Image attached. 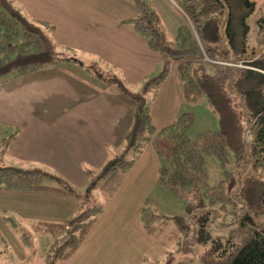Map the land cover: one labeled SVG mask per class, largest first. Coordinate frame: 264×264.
<instances>
[{"label":"trees","instance_id":"16d2710c","mask_svg":"<svg viewBox=\"0 0 264 264\" xmlns=\"http://www.w3.org/2000/svg\"><path fill=\"white\" fill-rule=\"evenodd\" d=\"M128 1L136 16L124 20L123 25H130L159 54L163 68L145 79L139 92L130 91L116 74L98 70L112 95L133 110L123 147L101 168L88 172L85 195L53 172L12 165H0V190L55 192L78 200L71 221L43 226L54 239L45 264L64 262L79 249L103 211L95 204L93 192L100 190L111 199L150 145L158 159L157 185L186 204L187 217L168 218L176 228L171 239L180 242L189 236L191 225L195 226L194 243L186 245L189 248L182 247L183 240L178 244V251L190 256L177 264L194 262L191 247L196 244L207 247L199 264H264V36L260 35L259 45L250 44L248 19L255 11V2L174 0L185 23L170 39L148 0ZM76 55L55 41L53 26L29 16L15 0H0V82L64 62L86 65ZM172 70L181 87L180 99L205 97L218 114V131H204L191 140L188 131L195 115L188 112L165 127L154 125L146 96L150 92L154 95ZM13 138L0 143V155ZM207 155L216 157L223 169V179L215 186L209 183L204 168ZM231 164L233 170H229ZM230 209L238 215L239 235L214 236L209 229L212 211L219 214ZM164 218L144 203L140 224L146 234L160 241L162 225L156 223ZM24 242L31 245L28 235H24ZM172 259L169 256L165 264H173Z\"/></svg>","mask_w":264,"mask_h":264},{"label":"crops","instance_id":"0c3cea01","mask_svg":"<svg viewBox=\"0 0 264 264\" xmlns=\"http://www.w3.org/2000/svg\"><path fill=\"white\" fill-rule=\"evenodd\" d=\"M15 1L29 16L54 27V39L59 46L67 47L75 54L81 50L87 54L85 56H98L99 63L96 66L87 59L85 64H91L88 68L79 62H64L0 82V143L14 136L4 153L6 163L11 162L9 165L24 169L42 168L53 172L83 195L88 190V172L101 168L119 152L133 122L132 108L112 95L102 77L98 76V70L116 74L129 89H139L145 79L160 73L162 60L130 25H123L124 20L136 16V10L128 0ZM159 1L169 14L165 9L164 20L175 22L176 19L177 29L174 32L177 33L185 23L183 12L174 0ZM149 3L160 16L161 27L167 34L161 12ZM175 78V100L173 96L172 100L178 104L183 100L180 99L181 87L176 74ZM196 99L200 100L198 96H192L186 102ZM180 114L174 113L172 120ZM151 115L158 128L152 111ZM141 159L122 178L107 205L110 207L115 197L130 198L131 205L135 209L136 204L139 210V221L144 205L138 207L143 190L140 184L147 178L142 173L134 175L133 171L139 167L136 165H140ZM147 165L149 167V162L144 164L143 169H147ZM156 189L157 178L152 192L149 190L142 194L145 198L143 203ZM0 194L5 195L7 200H15L9 208L10 213L22 217L25 223H33L32 228L37 232L46 233L44 224L71 221L78 208L75 197L55 192L0 190ZM103 213L105 209L100 217ZM7 219L14 226L18 225L13 218ZM100 220L97 219L92 229ZM24 235L27 234L22 235L23 243Z\"/></svg>","mask_w":264,"mask_h":264},{"label":"rangeland","instance_id":"374dc122","mask_svg":"<svg viewBox=\"0 0 264 264\" xmlns=\"http://www.w3.org/2000/svg\"><path fill=\"white\" fill-rule=\"evenodd\" d=\"M149 1L161 12L168 37L170 39L174 38L176 35L174 29H177L176 19L175 22L172 19L165 21V9L166 14L169 15L167 8L159 0ZM252 1L255 2V11L248 19L250 44L257 46L259 45L260 35L261 38L264 36V0ZM158 5H160L159 8ZM76 52L79 56L86 58H80L84 62H87V59L90 63H96L99 60L98 56H85L87 54L81 50ZM176 82L175 71L172 70L157 92L154 95L153 92H150L146 96L154 121L158 122V128L171 123L173 121L171 117L174 113L188 112L195 115V123L188 131V137L191 140H195L204 131H218L220 128L218 114L212 109L205 97H199L200 100L196 99V101L189 103L184 100L178 102V104H176L177 102L174 103L172 96L176 91ZM139 90L140 88H130L132 92H139ZM173 99L175 100V96H173ZM6 158L5 154L0 155V165L7 166L11 164V162L6 163ZM141 158L139 161L141 162L139 163L140 165H136L139 167H136L133 172H135L134 175L142 173L147 179L140 184L143 190L140 193L141 201H138V207H141L145 201V198H142V194L149 190L152 192L155 179L158 177V161L150 145L146 148ZM146 162H149V167L147 165L149 169H143ZM204 168L208 175L209 183L212 186L218 185L223 179L224 173L216 157L205 156ZM229 170H233L232 164L229 166ZM87 192L88 190L86 189L83 195ZM4 196L0 194V264H45L46 253L54 241L53 236L49 233L37 232L32 228L33 223H25L26 220L22 217L13 216L9 208L15 204V200H7ZM93 199L96 205L105 209V213L101 217L100 214L98 217L101 218L98 221L99 224L90 231L72 257L64 262L57 261L56 264H165L171 255L174 258L171 260L172 263L177 264L178 262L184 263L186 256H190L186 251L179 252L178 244L182 240L184 241L182 247L194 243L195 226L191 225L192 229L189 232V236L187 235L183 239L180 238V242H178L179 240L177 239H171L175 237L173 233L176 228L172 220L168 219L187 217L186 204L158 185L147 201V206L152 211H156L165 217L156 223V225H162L161 231L163 234L160 241L159 238L156 239L147 235L143 230L139 221V210L136 208V204L135 209L134 205H131L132 199L115 197L112 205L108 207L110 199L100 190L93 192ZM212 213L213 218L209 229L214 236L228 238L239 235L238 215L233 209H230L227 213L218 214L216 211H212ZM10 217L15 220L16 224H18L17 226H14L7 219ZM23 234L29 236L31 245H25L21 241ZM186 248L189 247L186 246ZM205 248L207 247H200V244L191 247L195 253L194 255L192 252L191 256L193 254L194 258L196 257L192 264L200 263V255L205 252Z\"/></svg>","mask_w":264,"mask_h":264}]
</instances>
